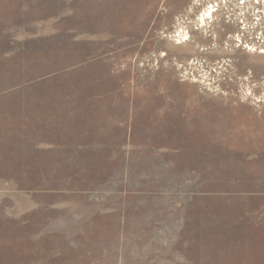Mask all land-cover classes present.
<instances>
[{"label": "rangeland", "instance_id": "rangeland-1", "mask_svg": "<svg viewBox=\"0 0 264 264\" xmlns=\"http://www.w3.org/2000/svg\"><path fill=\"white\" fill-rule=\"evenodd\" d=\"M210 1L0 0V149L136 124L114 170L0 171V264H264V54ZM165 128L198 137L165 154Z\"/></svg>", "mask_w": 264, "mask_h": 264}, {"label": "crops", "instance_id": "crops-1", "mask_svg": "<svg viewBox=\"0 0 264 264\" xmlns=\"http://www.w3.org/2000/svg\"><path fill=\"white\" fill-rule=\"evenodd\" d=\"M117 110L113 108L111 112H117ZM61 111L63 112L62 109L56 108L54 112ZM65 112L67 113L66 110ZM116 121V119L111 120L113 124V127L111 126L109 129L111 131L107 129L100 135L90 133V130L85 129L83 123L72 121V117L69 125H65V127L57 126L50 131L49 129H34L31 132V140L17 144L14 152L8 153L6 150L0 149V171L5 170L8 165L10 168L13 167L16 171L15 178L17 181L14 183L15 185L23 184L21 179H23L25 170L31 171V178L33 179L31 183L38 185L40 183H37V179L41 175L43 177L49 176L48 171L86 168L88 164H95V168L98 169L114 170L116 163L120 161L118 155L130 152V147L136 148L135 121L129 117L126 125H122V131H120V124ZM167 126L165 123L164 127ZM157 136L158 141L155 140L158 139ZM171 137L176 138V140L168 141V138ZM184 137L191 139L190 142L189 139L187 141L188 146H191L195 143V137L198 136L193 130L176 129L171 132L165 128L160 130L158 135L157 133L150 135L152 142L149 143V146L154 149L159 144V152L163 150L165 154H168L171 149L183 153L185 152L183 149ZM158 161L160 162V169L167 172L168 160L165 158L163 161L162 157H159ZM150 183L152 184L151 181ZM7 184V175L0 173V186L5 187Z\"/></svg>", "mask_w": 264, "mask_h": 264}, {"label": "built area", "instance_id": "built-area-1", "mask_svg": "<svg viewBox=\"0 0 264 264\" xmlns=\"http://www.w3.org/2000/svg\"><path fill=\"white\" fill-rule=\"evenodd\" d=\"M231 8L236 11L234 21L228 12ZM220 9L225 21L233 22L238 27L229 39L230 44L232 42L234 47L249 53L264 54V0H211L201 10L199 17L206 16L207 12L214 15Z\"/></svg>", "mask_w": 264, "mask_h": 264}, {"label": "bare ground", "instance_id": "bare-ground-1", "mask_svg": "<svg viewBox=\"0 0 264 264\" xmlns=\"http://www.w3.org/2000/svg\"><path fill=\"white\" fill-rule=\"evenodd\" d=\"M206 15H210V12H207L206 13ZM209 17V16H208ZM206 19V18H205ZM200 22H201V26L202 25H206L207 24V22L204 20V18L202 17L201 19H200ZM176 40H177V42H180V43H182V42H185L186 41V39H187V35H188V33H187V31L186 30H184V29H182L181 27L177 30V32H176ZM175 36V35H174Z\"/></svg>", "mask_w": 264, "mask_h": 264}]
</instances>
